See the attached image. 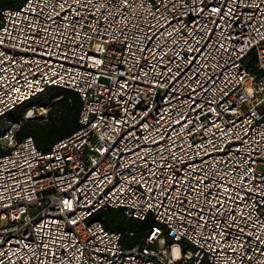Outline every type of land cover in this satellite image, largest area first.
I'll use <instances>...</instances> for the list:
<instances>
[{
  "label": "built area",
  "instance_id": "1",
  "mask_svg": "<svg viewBox=\"0 0 264 264\" xmlns=\"http://www.w3.org/2000/svg\"><path fill=\"white\" fill-rule=\"evenodd\" d=\"M52 86L79 127L0 133V264H264V0L0 5V119Z\"/></svg>",
  "mask_w": 264,
  "mask_h": 264
},
{
  "label": "trees",
  "instance_id": "2",
  "mask_svg": "<svg viewBox=\"0 0 264 264\" xmlns=\"http://www.w3.org/2000/svg\"><path fill=\"white\" fill-rule=\"evenodd\" d=\"M18 0H0V5L10 6L14 3H17ZM54 88V86H52ZM48 87V88H52ZM47 88V90H48ZM64 91V102L65 107L61 114V124L58 127L46 126L43 131H39L37 134H34L33 140L37 147L41 150L47 151L51 145L59 139H62L72 132H74L78 127V116L80 111V100L77 92L68 90L67 88H61ZM41 95V94H40ZM36 96L28 101L26 104L22 105L25 109L33 108L35 109L36 104L43 103L42 96ZM18 106L17 108H19ZM16 109V108H15ZM14 109V110H15ZM13 111V110H12ZM10 113V112H9ZM7 114V116L9 115ZM6 116V118H7ZM4 119H0L2 121ZM30 136L31 135H26ZM22 136L20 138L26 137ZM35 137V138H34ZM17 138V139H20ZM104 214L109 218L105 219ZM97 218H100L104 223L105 227L110 230H117L123 233V243L125 245H130L135 243L140 235L143 234L145 228L148 225V222L141 221L135 218H127L121 208H106L100 211L97 214ZM132 232V235L129 234Z\"/></svg>",
  "mask_w": 264,
  "mask_h": 264
},
{
  "label": "rangeland",
  "instance_id": "3",
  "mask_svg": "<svg viewBox=\"0 0 264 264\" xmlns=\"http://www.w3.org/2000/svg\"><path fill=\"white\" fill-rule=\"evenodd\" d=\"M100 81H106V79L100 77ZM63 91L61 87H52L40 93L41 95H39L43 97L44 101L43 103L36 104L37 107L32 114H25L26 109L24 106L11 111L6 119L0 121V133L2 134L3 130L10 128L14 134V138L26 135L33 137L34 134L43 131L46 126L58 127L62 123L60 119L61 114L64 108H66ZM3 149L0 145V152ZM257 168L264 170V165L258 163ZM104 217H106L105 219L109 218L105 214Z\"/></svg>",
  "mask_w": 264,
  "mask_h": 264
}]
</instances>
